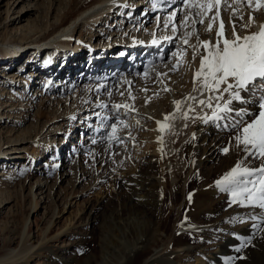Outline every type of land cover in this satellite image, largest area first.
Here are the masks:
<instances>
[{
    "label": "rangeland",
    "instance_id": "1",
    "mask_svg": "<svg viewBox=\"0 0 264 264\" xmlns=\"http://www.w3.org/2000/svg\"><path fill=\"white\" fill-rule=\"evenodd\" d=\"M141 1L139 4L133 3L134 0L125 1L128 10L125 8L123 11L127 13L130 8H134L131 10V14L134 13L132 16L128 15L131 16L129 18L124 17L123 14H118L123 17V23L122 20H117V22L113 18L111 20L108 18L109 22L105 21V25L103 24L100 29L96 26L90 30L80 29V26L74 29L75 26L71 21V17L65 27L55 30V26L60 23L58 14L69 8L68 0H0V94L3 88L8 89V92L5 90L1 95L4 97L0 102L5 99L9 103L15 102V105H8L9 103H7L0 106V257H4L3 254L9 248H14V253L18 252L21 249L25 235H30L31 243L35 245L29 253L36 251L42 245V239L46 235L49 238L45 245L52 248L66 247L73 249L66 254H71L73 257L70 258L71 263L69 264H107L106 256L110 257L111 252L116 249L110 242L117 240L119 231V213L122 211V203L118 199V195L123 191L120 188V182L124 179L127 180L126 175L128 174L136 175L139 171L138 168L147 170L144 158L149 157L152 161L153 145L157 144V141L155 138L153 139L151 130H154L152 127H155L158 122L155 121L158 117H154V115H151L152 118L145 119L142 118V114L138 113V117H141L140 121L145 123V128L141 126L137 130L131 125L133 121L131 118L132 112L122 113L121 111L126 105L117 102L124 94H128L127 96L132 102L145 99L146 107H148L149 100H153L156 102L157 108L161 110L160 103L170 94V99L172 98L171 100L175 104L176 95H173V93L183 89V85L176 87L180 78L178 76L177 79L174 77L171 83L166 77L164 78L165 75L162 78L160 73L156 75L151 67H156L159 63L171 66L173 62L174 66L182 60L183 55H186L185 52L189 47L191 48L189 54L193 56L191 60V62H194L193 64L198 58H203V53L204 55L207 54L205 48H203L204 41H201L202 36H200L203 28L202 20L198 24L195 23V37L194 34H191L192 30L189 32L192 38H197L201 42L200 48L202 49L200 51L191 44V37L183 35L184 30H188L191 26L190 16L195 19L194 12H191V15L187 7L194 2L201 4V1L176 0L175 6L177 8L175 9L176 17L179 13L178 21L175 23L172 19L171 23H167L165 31L163 29L164 16L171 9L162 10V7H158L161 13L159 14L157 8H155L156 5L150 6V2L143 0L145 3H141ZM240 1L235 2L236 7L233 6L234 9H231L229 16L233 20L237 17L236 20L242 23L246 14L237 8L241 5ZM229 2L230 0H226L228 6L231 4ZM242 2L244 3V0ZM117 5H115L116 9L118 8ZM111 6L105 11V14L108 12L116 13L115 8L112 9L114 6ZM184 6H186L184 11L189 14H186L187 17L182 19ZM97 7H102L101 3L91 5V10L88 9L89 11L86 13L98 10ZM210 12L205 13L207 15L205 16L209 18L208 20L211 18L209 15L213 13V8ZM226 12H229L228 9ZM105 14L99 16L93 23L96 24L102 17L106 18ZM112 14L110 15L112 16ZM137 15L143 18L136 19ZM156 17L157 24L160 26H156L157 30H155L154 37L153 34L151 35L150 28L155 23ZM80 19H78V22ZM223 19L226 22L225 14ZM113 21L115 22L111 25ZM178 23H180L179 26ZM18 27L20 29L16 30ZM146 28L147 30L149 28L148 32L145 31ZM50 31L53 32L45 38L35 40V37L39 35L36 32L45 33ZM229 31H227V35L231 34ZM24 33H27L30 37L28 38L29 41L6 42L10 39H19ZM150 36V41L158 39L159 44L161 43V50L164 51L160 50L161 52L155 54L157 58L155 57L156 59L149 62L146 71L140 57L143 53L145 54V57H142L143 61L149 57L146 51L143 52V49L148 45ZM4 37L7 39L6 41L2 40ZM210 40H213V38ZM121 43H125V45H121ZM67 45H70V47L83 46L84 48L83 51L73 49L71 53L69 52L68 58L64 61V67L59 71L61 72L66 68L65 73H67V67L71 64L72 70H80L84 66L89 69V72L85 74L86 71H83L84 76L80 77L82 73L78 74L79 71L74 70L73 73H68L69 78L68 80L66 78L64 83V81H61L63 78L58 77V74H54L51 68L54 67L53 64L57 59L67 54ZM20 53L23 55V61L21 59L14 61L15 63L12 62V67L15 66L12 69L13 72L25 70L23 74L29 76L31 68H27V66L28 62L32 61L29 57L31 53H35L33 59L37 63L41 61L42 68L46 67L44 73L41 72L29 77L31 81L29 85L27 84L26 93L33 94L30 100L22 99V97L16 95L12 96L11 99L8 98L10 97L9 91L10 93L14 91V94H19L17 92L22 90L20 86L23 85V82L17 80V84L12 88L16 78L5 75L7 70L4 75H2L3 71L1 73L4 64L3 59L17 54L19 56ZM49 54H51L50 63H48L50 67H47L44 65V61L49 58ZM133 54L136 55V58ZM116 57L121 58L119 61V63H122L121 69L102 70L105 66H102V64ZM91 62H95L97 67L90 66ZM152 64L155 65L152 66ZM19 65L22 67L19 68ZM176 65L167 69L166 73L172 74L174 72L172 70L176 69ZM129 69L131 70L128 71ZM122 70H125L126 73ZM151 76L156 77L154 78L155 81L151 80ZM34 77L37 79L35 82H33ZM51 77L56 80L50 85ZM147 77L149 82L152 83L151 87H148L146 83ZM127 78L130 79V82L128 87H125ZM143 83L144 87L142 86ZM18 84L21 85L17 86ZM150 88L155 90L154 94H150ZM263 92L264 85H259L255 89L253 96L257 100L255 103L257 107L248 112L247 116L244 117L245 119H241L242 122L238 128L231 126L222 132L217 147L218 159L232 158L233 154H239L237 148L240 144L236 137L240 135L244 126L257 118L260 111L259 103L264 102ZM22 102L25 105H22ZM106 102L109 103L110 107L102 106ZM107 112L108 115H106ZM147 112L150 113L149 110ZM102 120H105V123ZM208 123L204 122V128L208 127ZM73 125L74 128L70 129ZM94 125H99V128L103 129L98 136L93 135ZM112 125L116 126L114 135L118 137V140L108 139L113 135ZM216 126L220 129V126ZM84 134L93 136L94 142L90 147L78 149V142H81ZM49 137L51 139H48ZM157 140L159 141V139ZM180 147V144L176 145L178 156L173 157L170 155L173 157L170 159L171 161L164 158V163L159 168L165 180V184H163V206H165L164 214L166 217H162L161 228L164 232L162 229L160 230L163 237L169 235L173 229L175 231L174 223L181 218H178L179 216H188L191 212L196 211L193 208L194 194L197 196L201 193L199 170L195 172L193 168L191 169L188 166L176 169L175 165L180 166L183 164ZM225 148L228 149L227 153L223 151ZM239 151L247 154L250 161L258 166L254 169L264 167V159L255 154V150L251 149L250 146L249 151H245L244 145ZM195 155L199 158L203 156L200 149H197ZM218 159L215 162L217 165L219 163ZM168 161L172 168H175L174 170L169 169ZM235 166L241 167L243 165L240 161H232L230 163L231 169H234ZM202 168L201 173H205L206 169ZM243 168L246 167H241V169ZM43 169H45V172L42 171ZM149 169V173L152 172V169ZM181 170H184L183 175L182 172H179ZM219 176L224 177L222 173ZM258 176L259 173L257 172L254 177L240 178L256 179ZM38 178L43 180V184L38 181ZM6 181H12L8 187H6ZM156 192L155 197H158L160 193ZM227 193L230 195L229 200H225L224 205L215 213H211L204 222H216L231 206L239 203V193H237L236 202H233L232 191H227ZM187 194H192V197L186 199L185 195ZM35 200L38 202L36 206ZM155 201L158 200L154 199L152 206L154 211L158 209L160 204V201L158 203ZM156 215L158 214L156 213ZM57 234L58 236H56ZM208 236H211L209 238L212 244L211 248H217L224 240L222 234L217 238L210 233ZM187 240L194 244L206 242L201 237H189ZM160 241L163 240L152 241L149 244L151 245V251L147 253L141 252L142 248H140L139 253L133 257V263L146 264L145 262L156 251ZM260 245L264 246V243H260ZM46 254L47 251L43 249L41 254L33 253L27 263L19 262L18 264H45ZM212 255L213 253L206 246L198 247L197 252L191 256L181 258L175 255L176 262L173 264H203ZM124 256L125 253H123ZM67 257L69 258V256Z\"/></svg>",
    "mask_w": 264,
    "mask_h": 264
},
{
    "label": "bare ground",
    "instance_id": "2",
    "mask_svg": "<svg viewBox=\"0 0 264 264\" xmlns=\"http://www.w3.org/2000/svg\"><path fill=\"white\" fill-rule=\"evenodd\" d=\"M125 1L127 0H68L67 3L69 5V8L63 11L62 13L58 14L60 18V23H58L55 26L56 27L55 30L61 27L62 28L65 27L67 25L66 24L67 21H69L71 17H72L71 21L75 26L74 29L79 26H80V29H83V30H90L91 28L95 26L98 27V29H100V27L103 24L105 25L107 21L109 22V19L111 20V18L115 19L116 21L122 20V23H123L124 19H122L123 17H120L119 15H121L122 13L123 16L126 17L128 15H131V10H132L130 8L127 13L123 11L125 8L128 10L127 6L126 7L120 6L121 3H125ZM140 1L141 0H134L133 3L139 4ZM145 1L150 2L149 4L150 6L153 5L152 0H145ZM161 1H162V5H158V7H162L161 8L162 10H165V9L169 10L171 6H173V4L177 2L176 0H161ZM198 1H201V4L207 2V0H198ZM236 1L237 0H230L229 3H231L230 4L231 6L230 5L228 6L226 3V0H223L219 4L218 8L213 7V13L209 15L211 17L210 20H208L209 18L206 17L207 16L205 14L206 12L203 15H201L200 9L196 7H190V6L187 7V9L190 10V13L194 12L195 19H192V17L190 16L189 19H190L191 26H189L190 28L188 30H184L183 35L185 37H191L190 35L194 34V37H195V30H194L195 23L198 24L202 20L203 28L201 29L202 32L200 36H202L201 41H204V42L207 41L210 44V48L205 49L208 54V51L211 49V47H214L216 45L217 40L221 41V47H223L222 40L223 39H229V40L233 39L234 33L236 35L243 37V36L251 35L259 31L261 25H264V7H257L256 3L259 2L260 4H264V0H244V3L242 2V0L240 1L241 5L237 8L241 12H244L246 14L242 23L240 22L242 25L239 23L238 20H236L237 17L236 19L234 18L233 20V19H230V16H229V13L231 9L233 8V6H235ZM100 3L102 5L101 8H99L98 10L96 9V10H92L91 12L86 13L87 11L91 10V5H97ZM141 3H145V2L142 0ZM193 4H198V3L194 2ZM111 5L115 7L114 10H116V13L112 14L111 12H108L109 14L108 13L105 14L106 13L105 11H107V9ZM115 5L118 6L117 9ZM175 5L173 6L174 8L172 7L173 9L171 8L169 13L166 16H164V27H163L164 31L166 30L167 23H171L172 19L173 21H175V23L178 21L179 13L176 17L175 8L177 6ZM184 9H186V6L183 7L182 19L184 17H187L186 16L187 11H184ZM227 9L229 12H226ZM217 13L219 14L218 16H217ZM104 14L106 15L105 16L106 18L102 17V19L98 20L96 24L93 23L94 21L98 19L99 16H103ZM110 14H112V16ZM224 14L226 15L227 23L223 19ZM114 15H117V16H114ZM162 15L164 14L162 13ZM213 17H216V19L214 20ZM79 18L81 19L78 22ZM137 18L142 19L143 17L137 15L136 19ZM221 20L223 21V24H224V36L223 37H219L217 35L218 32L220 31V21ZM114 22L115 21H113L111 25ZM117 22L116 24H118ZM157 25L159 24H157V17H156L155 23L150 28L151 35L153 34L152 36H154L155 30H157L156 28ZM177 25L179 26L180 23H178ZM209 25L212 26L211 31H208ZM19 29L20 27H18L16 30H19ZM191 30L193 32L190 34L189 32ZM228 30H230L229 32H231L230 35H227ZM145 31L148 32L149 28L148 30L146 28ZM52 32L51 31L45 32V33L36 32V33H39V35L35 37V40L40 39V38H45ZM194 37L193 38L191 37V44L200 51L202 49L200 48L201 42L198 41L197 38L195 39ZM210 37L213 38V40H210L211 39ZM28 38H30L28 37V34L24 33L19 37V39H10L9 41H6L7 39L4 37L2 40L13 43L16 40L29 41ZM150 38L151 36L148 38L149 43L143 49V52L144 51L147 52L146 54L147 56H149L148 58H150V62H152L153 59L157 58V55L155 54L159 52L162 47L160 46L161 43L159 44L158 39H154L150 41L149 40ZM66 47L68 48L67 54L65 55L62 54L63 55L62 58L57 59L55 61L56 64L54 63L53 64L54 67L51 68L54 71L53 72L54 74L56 75L58 74L57 75L58 77L60 76L63 78V80L61 79V81H64V83H65V79L67 78L68 80L69 78L68 73L70 72L73 73L74 70H78V69L72 70L73 68H71V64H70L67 67L68 68L67 73H65L67 70L66 68L61 72L59 71L61 70V68L64 67V61L66 60V58H68L67 57L69 55L68 53L69 52L71 53L73 49H78L79 51L80 50L83 51V48H84L83 46L70 47V45H67ZM190 52H191V48L189 47V49L186 50L185 52L186 55L182 56V60L176 63L180 67V69L175 64L176 69L178 70L173 69L172 71L174 72L172 74H167L166 70L174 67L175 66V65L173 66L174 62L171 66L167 64L165 66V63L164 65L159 63L156 67H151L152 70L154 69L153 71L156 73V75L160 73L161 78L163 77V75H165L164 78L166 77V79L169 80L171 83L173 82L174 77L176 79H177V76L180 78L178 81L179 84L176 85V87H181L183 85V89H181L178 92L173 93V95H176L175 101L182 102L179 110H177L176 102L174 104L173 100H171L172 98L170 99V96H169L170 94L167 95L168 97L166 99L164 98L165 100L160 103L162 106L161 110L157 108L156 102L153 100H149L147 104L148 107H146L145 106L146 103L144 101L145 99L144 100L139 99L137 101L132 102L129 96H127L128 94L126 95L124 94L122 98H119L120 100L117 99L118 100L117 103L121 102L126 105V107L122 111L120 110L122 113L128 114L132 112L131 118L133 121L131 122V125L132 127L137 128V130L141 126L145 128V123H142L140 121L141 117L140 118L138 117V113L142 114L141 115L142 118H145V119L152 118L151 115H154V117H158V119L155 121H158L160 124L157 122L158 125H156L157 124L156 123L155 127H152L154 128V130H151L152 132L151 135L153 139L155 138V140L157 141V144H154L153 145L154 149L153 151L151 150L152 151V159H151L152 161H150L149 157L144 158V162L146 164L147 170L138 168L139 171L138 173H136V175L128 174L126 175L127 180L124 179V180H121L120 182V188H122L123 191L118 195V199H120L122 203V211L119 213L120 214L119 231L117 233V240L115 239L116 241L110 242L112 243V245L116 247V249L111 252L112 253L110 255L111 258L106 256L107 264H134L133 257H135V255L139 253V249L142 248L141 252L147 253L151 251L150 249L151 245L149 244L152 243V241H156L159 239H162L163 241H160L159 246L156 247L157 248L156 251L151 256H149L147 262H145L146 264H173L174 262H176L175 260L176 256H180L181 258L188 257L189 255L191 256L195 252H197L198 247H203V246H206L207 249L209 248L210 252L213 253V255L210 258H208L203 264H264V246L260 245V243L262 244L264 243L263 241L264 240V208H260L258 205H253L252 203H249L247 200H244V203L241 204L240 200H242L243 197L240 196L239 203L235 206H231L229 210L225 212L222 216H220L216 222L214 223L204 222L206 218L208 219L211 213L212 214L215 213L224 205L225 200L227 199L229 200L230 195L227 193V191H222L221 186L218 185L217 182L223 180V178L226 175H228L231 170H233L230 167V163L232 161L233 162L240 161V163L243 165L241 167H246L250 170H256L254 168L258 167V166H255L254 162L250 161L247 154H244L243 152L239 151V149H242L243 147V145L241 144L237 148L239 154H233L232 158H223V159L217 158L218 157L217 147L222 137L221 136L222 132L226 131L230 126H232L234 121L236 120L241 121V119H245L244 117L247 115L240 116L238 115L239 112L244 111L248 113L257 107L255 105L257 100L253 96L256 88H254L252 85H251L252 87L248 85L245 90H241L235 87V80L233 78H229L226 84L220 85L219 90H211V89L205 90L203 87V78L197 79L196 77H194L196 72L200 69L201 59L198 58L195 64H193L194 62H191L193 56L189 54ZM206 55H204L203 53V57ZM33 56H35V53L34 54L31 53L29 57L32 61L28 62V66L26 65L27 68L28 67L31 68L29 76H26L25 74H23L25 73V70H16L14 72L12 71V69L15 68V66L12 67L11 65L12 62L14 61L16 62V60H21V59H22L21 61H23V55L21 53L19 56L17 54L15 56H9L8 58L5 57V59H3L4 64L2 65L3 70H1V73L3 71L2 75H4V72L7 70V72H5V75H8V77L16 78L14 80V84L12 85V88L13 86H15V84H17V80H19L20 82H23L22 86H20L21 84L17 85V86H20V88H22V90H18L17 93L19 94L18 95L14 94V91L13 93L12 92L10 93L9 91L10 97L8 98L11 99L12 96L16 95V96H20V98L22 97V99L24 98V99L30 100V98L33 97V94L30 95V93H26L27 84L29 85L30 84L29 82L31 81L29 77L31 75L35 76L41 72L44 73L45 72L44 70H46L45 66L44 68H42L41 61L40 63L39 62L37 63L35 59H33ZM118 58L120 57H116L110 61H114L115 59H118ZM148 58H146L144 61H143V58H141L142 64H144L148 60ZM155 64H152V66ZM93 65L96 66L95 62L90 63V66H93ZM21 67L22 66H20L19 68ZM116 68H117V64L113 66H109V67L104 66L102 70L107 71L108 69H116ZM130 70L131 69H129L128 71ZM78 71H79L78 74L83 71L84 72L86 71L85 72L86 74L87 72H89V69L83 66V68H81ZM95 72L97 71L95 70ZM114 73L116 74V72ZM151 77H152L151 80L155 81L154 78L156 77L154 78L153 76ZM257 79L258 80L256 83H258V85H262L259 83L260 78H257ZM35 81H37V79H35L34 77L33 82ZM146 81H147L146 83L148 87H151L150 85L152 83L149 82V79ZM129 82H130V79L127 78L125 80V87H128ZM8 83L10 82L8 81ZM227 84L234 85L233 91H238L240 93V96H241L240 100H234L232 98V91L224 90L225 88H227ZM6 85H7V81H6ZM142 86L144 87V83L142 84ZM5 90L6 92H8V89L3 88L0 96L3 95V92ZM150 91H151L150 94H154L155 92L153 88H150ZM3 97L4 96H1L0 100H2ZM190 97H193L194 99H190ZM200 101H204V103L201 104ZM7 103L9 102L7 99H5L0 102V106H3ZM209 103H211L212 107H208ZM225 104H228L229 107L232 109V111L228 114H224V113H219V114L221 116L227 115L230 117V119H220V120L212 119L211 117L213 116V113L217 112V105L223 107ZM8 105H15V102L9 103ZM22 105H25V103L22 102ZM102 106L110 107L109 103L107 102L103 103ZM147 110H149L150 113L147 112ZM108 114L109 113L107 112L106 115ZM165 117H168V119L165 120ZM204 122H209L208 127L204 128L205 127ZM161 124L165 125L163 131H161ZM99 125L102 126L101 124ZM216 125L220 126V129L217 128ZM73 128H74V125L70 129H73ZM127 130L129 131V129ZM88 135L86 134L83 135L81 139V142L83 141V143L78 142V145H79L77 146L78 149H83L84 147H90L93 144L94 142L93 136L91 135L88 136ZM48 139H51V138L49 137ZM157 139H159V141ZM179 144L181 145L180 153H181V156L183 157V164L180 166L175 165L176 169L180 167L188 166L191 169L193 168L195 172L199 170L200 171L199 173L201 176V190H200L201 193L200 195L198 194L197 196L194 194V200H193L194 207L193 208L196 211L191 212L190 214H188V216L186 215L179 216L178 218L181 217L179 220L178 218H176L178 221L174 223L175 231L173 229L169 235H167L166 237H163V234H161L160 230L162 229L161 228L162 217H166L164 214L165 206H163V203H164L163 202L164 200L163 184H165V180L163 179L164 176L162 175V171L159 168L164 163V158L171 161L170 159H172L174 156L176 157L178 156L176 145H179ZM197 149H200L203 155L200 158L195 155V152L197 151ZM170 155H172L173 157ZM217 159L219 162L218 165L215 163ZM169 161L167 163V165H169V169L174 170L175 168H172V165L169 164ZM202 166H204L203 168L206 169L205 173H201ZM236 167L237 166H235V168ZM149 168L152 169V172L150 173H149V170H150ZM44 170L45 169H43L42 171L45 172ZM179 172H182V175L184 174V170H181ZM220 173H222L224 177L219 176ZM38 181H40V183L43 184V180H40V178H38ZM10 182L12 181H8V182L6 181V187L9 186ZM40 189L43 190L41 187ZM156 190H158L157 192L160 193V194L158 193L161 197L160 200H159V195L158 197L157 196L155 197ZM34 197H35V194H34ZM185 197L186 199H188V197L191 198L192 194H187L185 195ZM154 199L160 201L159 206L156 205L158 206V209H155V211L152 208L154 204ZM158 201H155V202L158 203ZM37 203L38 202L35 200V206L37 205ZM156 213L158 215H156ZM182 216H185V217H182ZM209 233L216 238L220 234L224 235L223 242H221L217 248H211L212 246L211 240L209 241V238H211V236H208ZM56 236H58V234ZM189 237H199V238L201 237L203 238V240H206V242L200 243V244H194V243L188 242L187 239ZM48 238H49L48 235L43 237L42 245H40V247L36 249V251L29 253L31 251V248L33 249L35 245L31 243L30 235H25L23 238L21 249L18 252L14 253V248H9L3 254L4 257H0V264H18L19 262L27 263L29 258L33 256V253L41 254V251L43 249L47 251V254L45 256V262H46L45 264H64V263L69 264L71 263L70 258H73L72 255L71 254L66 255V254L70 250L72 251L73 249L66 248V247L65 248H62V247L52 248L50 246H47L45 244H46V241H48L47 240ZM50 238H53V237H50ZM215 240L217 241V239ZM28 243H31V244H28ZM237 249H239V251ZM123 253H125L124 257H123ZM67 256H69V258ZM184 264H187V263H184Z\"/></svg>",
    "mask_w": 264,
    "mask_h": 264
},
{
    "label": "snow or ice",
    "instance_id": "3",
    "mask_svg": "<svg viewBox=\"0 0 264 264\" xmlns=\"http://www.w3.org/2000/svg\"><path fill=\"white\" fill-rule=\"evenodd\" d=\"M220 0H207L203 4H190V7H196L201 10V15L205 12H210L213 7H219ZM257 7H264V4L258 2ZM219 14L217 13V16ZM215 20L216 17H213ZM202 22V21H201ZM212 30V26H208V31ZM219 37L224 36V24L221 20L220 31L217 34ZM187 42V41H185ZM223 47L221 41L217 40L214 47L208 51V54L201 59L200 69L196 72V78H203V87L205 90H219L220 85L226 84L229 78L235 80V87L245 90L248 85L256 86L257 78L259 83L264 85V25H261L260 30L246 36H239L234 33V38L223 39ZM205 49L210 48L209 42H204ZM234 85L227 84L225 91H232V98L240 100L241 96L238 91H233ZM190 99H194L190 97ZM182 102L177 101V110H179ZM201 104L204 101H200ZM231 103V102H229ZM208 107H212L211 103ZM257 118L251 123H248L242 128L240 135L236 137L239 144L245 146V151L251 149L255 150V154L261 159H264V102L259 103ZM232 111L228 104L223 107L217 105V112L213 113L211 117L214 120L230 119L229 116H221L219 113L228 114ZM247 112L241 111L238 115H247ZM168 117H165L167 120ZM242 121L236 120L232 127L238 128ZM159 123V122H158ZM165 125L161 124V131L164 130ZM113 135L108 139H117L115 137L116 126L112 125ZM227 153L228 149L223 150ZM259 176L256 179H241L240 177H254L256 173ZM221 186L222 191H232L234 200L236 202L237 193L244 199L240 200L243 204L247 200L253 205H258L264 208V167L250 170L248 168L241 169L239 166L234 168L223 180L217 182ZM259 185V187H257ZM231 186V187H229ZM239 251V249H237Z\"/></svg>",
    "mask_w": 264,
    "mask_h": 264
}]
</instances>
